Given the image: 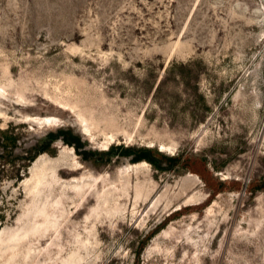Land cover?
I'll list each match as a JSON object with an SVG mask.
<instances>
[{"label": "rangeland", "instance_id": "1", "mask_svg": "<svg viewBox=\"0 0 264 264\" xmlns=\"http://www.w3.org/2000/svg\"><path fill=\"white\" fill-rule=\"evenodd\" d=\"M0 138V264H264V0H0Z\"/></svg>", "mask_w": 264, "mask_h": 264}, {"label": "trees", "instance_id": "2", "mask_svg": "<svg viewBox=\"0 0 264 264\" xmlns=\"http://www.w3.org/2000/svg\"><path fill=\"white\" fill-rule=\"evenodd\" d=\"M2 133H3V136H2V139H3L2 145L4 147H8L10 144H12V146L16 144V137H15V135H12L11 136V135H9L7 133V131H2ZM52 136L53 135L51 133L47 138H45L43 140H46L47 142H51L52 139H54V138H52ZM2 139L0 138V140H2ZM45 149H46V146H42L41 148H39V150H37V152H35V154L29 156V159L34 158V156L38 152L44 151ZM134 151H136V152L138 151L137 153H139V155H138V157L136 159H141V158L145 157V155H146L145 153L151 152L152 150L149 149V148H146V147H141V148H139L137 150H133L131 147L125 149V153H127V154H130V153H132ZM170 159L171 160H178V161L180 160V158H175V157H171ZM255 189H256L255 187L254 188L252 187V190H255ZM156 230L154 232H156ZM154 232L152 234H154Z\"/></svg>", "mask_w": 264, "mask_h": 264}, {"label": "bare ground", "instance_id": "3", "mask_svg": "<svg viewBox=\"0 0 264 264\" xmlns=\"http://www.w3.org/2000/svg\"><path fill=\"white\" fill-rule=\"evenodd\" d=\"M45 119L48 122H52L53 121V118H51V117H46ZM161 147H162V149H165L166 148L164 145H162Z\"/></svg>", "mask_w": 264, "mask_h": 264}]
</instances>
